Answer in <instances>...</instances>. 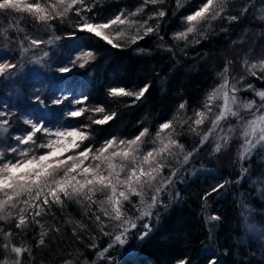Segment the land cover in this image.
I'll use <instances>...</instances> for the list:
<instances>
[{
    "label": "snow or ice",
    "instance_id": "obj_1",
    "mask_svg": "<svg viewBox=\"0 0 264 264\" xmlns=\"http://www.w3.org/2000/svg\"><path fill=\"white\" fill-rule=\"evenodd\" d=\"M259 2L257 9L251 0H239L238 4L235 0H199L195 4L192 0H175V7L171 9L173 17L186 7L190 10L180 16V29L173 32L171 38L184 41L185 48L180 51L187 55L186 48L199 45L202 40L215 35L216 22L233 26L251 16L252 20L261 22L259 26L262 30L256 34L258 43L264 40V0ZM103 3L104 0H0V17L6 19L10 14L14 17L6 27L0 26V36L6 40L0 48V81H12L23 70L25 61L43 67L45 58L49 57L45 47H56L64 38L88 36L113 49L129 48L137 55H147L150 50L137 45L146 37L156 36L162 42L159 47L176 55L173 47L163 43L164 36L160 34L168 19L170 6L167 0H141L133 10L119 7L110 16H101L95 11ZM149 6L152 7L151 12H147ZM254 10L259 14L252 15ZM70 13L76 17L73 30L65 32L64 37L53 34L55 22L63 23L70 18ZM145 14L146 18L141 19ZM24 19L35 26L32 32L20 27ZM153 21L154 25L151 23ZM41 29L47 34V39L38 38ZM220 31L227 32L228 28H221ZM248 31L245 29V32ZM13 32L15 36L11 35ZM232 46L240 44L234 40ZM16 50L19 56L12 58ZM73 52L74 55L63 60L61 66L55 69L57 73L64 74L66 81L64 87L59 89L60 94L41 96L34 92L31 97L37 108L47 110L51 105L64 109L65 123L50 127V121L25 115L0 102V236L3 239V243H0V264H25V259L32 257L33 249L13 243L11 237L14 232H26L38 225L40 231L34 242L35 247H44L50 233H59L61 229L55 224L50 228L45 227L42 220L53 214L54 206L63 210L70 202L83 208L84 216L94 223L100 234L111 237V242L95 253L96 257L110 261L111 256L106 254L114 244L124 245L133 230L138 231L139 239L150 235L151 224L144 222L143 231H139L137 221H146L154 215L159 219V212L154 213V210L168 207L164 197L171 200L180 196L179 192L173 196L169 191L180 169L188 165L213 138L212 153L220 154L236 147L238 177L249 174L246 164L250 158L264 153V87L257 88L245 82L246 77L264 81V51L253 58L254 48L250 47L243 53L226 58L221 71L217 73L220 80L205 95L202 107L194 110L193 117L178 121L188 132L199 137V142L191 151L186 150L180 142L181 133L177 131L175 119L158 124L150 146L146 140L150 135L149 128L141 127L131 139L110 135L99 147H95L91 143L95 135L93 125H108L119 117V113L109 112L103 105L88 107L90 97L84 93L72 95L67 77L76 67L85 68L96 59L95 50L88 45L77 46ZM202 55L198 54V57ZM236 61L243 69L238 77L232 75ZM241 82H245L243 88L238 86ZM150 87L149 83L135 90L110 86L106 94L114 100L132 98L126 106L133 107L146 97ZM242 94L252 98L242 99ZM186 107L187 102H181L178 111ZM85 116L89 122L80 123L79 118ZM209 120L211 127L201 132ZM231 182L227 177H219L218 182L201 195L200 199L204 202L202 207ZM258 182L262 187L257 191L264 195V173L253 180L254 184ZM97 196L103 198L97 199ZM133 197H138V202L133 203ZM126 204L135 208L139 215H129ZM243 206L248 207L246 204ZM221 219L215 212L204 216L209 237ZM244 219L247 222L248 217ZM66 222L72 223L71 220ZM75 223L84 228L79 221ZM113 225L118 229L114 235L107 231ZM247 228L258 231L251 224H247ZM72 235L77 241L82 239L75 229ZM260 235L264 237V231ZM96 238L92 236L93 243L88 245L89 248L97 247ZM200 254L204 256L206 264H222L211 245L202 247ZM31 264H35L34 258ZM63 264H73V261L65 259ZM176 264H192V261L185 256Z\"/></svg>",
    "mask_w": 264,
    "mask_h": 264
},
{
    "label": "trees",
    "instance_id": "obj_2",
    "mask_svg": "<svg viewBox=\"0 0 264 264\" xmlns=\"http://www.w3.org/2000/svg\"><path fill=\"white\" fill-rule=\"evenodd\" d=\"M141 0H104L95 11L101 16H110L125 7L133 10ZM199 0H192L198 3ZM238 4L239 0H235ZM260 7L259 0H251ZM169 7L168 19L162 28L163 43L176 50V55L166 52L159 47L162 43L158 37H146L138 43V47L150 50L147 55H137L133 49H113L99 40H92L88 36H80L79 39L64 38L56 47L44 50L49 51V57L45 58L43 67L24 62L23 70L12 81H0V102L18 109L20 113L31 115L35 118H43L50 121L49 126L55 127L67 121L63 116L64 109L58 106H49L47 110L37 108L32 100V94L38 92L41 96L59 95V89L65 85L64 74L55 71L61 66V62L74 55L73 49L77 46L88 45L96 52V59L89 62L85 68L76 67L71 76L67 77V83L72 88V95L84 93L90 98L88 107L103 105L107 111H117L119 117L108 125L96 126L95 135L91 143L99 147L110 135L118 138L131 139L138 134L141 127H148L150 135L146 138L148 146L155 137L158 124L167 119L177 121V131L181 133L180 142L186 150L191 149L199 142V137L187 131L178 121L194 116V110L201 108L205 95L219 82L217 73L221 71L225 59L231 58L236 53H243L250 47L254 48L255 57L264 51V40L257 42V33L260 28L259 21L245 19L243 23L228 26L227 23L216 22L215 35H210L207 40H202L199 45L186 48L187 55L180 49L185 48L184 41H174L171 34L180 29V16L190 10L182 9L173 17L171 9L175 7V0H167ZM149 6L147 12H151ZM146 12V14H147ZM145 16L141 19L146 18ZM253 11L252 15H258ZM13 15L6 19L0 17V26L6 27ZM17 19H19L17 17ZM74 13L63 23L56 21L53 34L64 37L65 32L72 31L75 23ZM154 25V21L151 22ZM20 27L32 32L34 25L30 20L24 19ZM221 28H228L227 32H221ZM248 29V32H245ZM15 36V33H11ZM38 38L47 39V34L41 29ZM23 34H21L22 38ZM240 46H232L233 41ZM6 40L0 36V48ZM231 46V47H230ZM198 54H203L198 57ZM19 56L18 50L12 58ZM243 71L240 62L236 61L232 67V75L238 77ZM115 82V83H113ZM247 83L255 87H264V81L252 77H246ZM245 82H241L239 87ZM144 83L151 85L146 97L133 107H127L132 98L123 97L110 99L106 90L110 86H125L135 90ZM242 99L252 98L243 95ZM187 102L184 110L178 111L181 102ZM80 123H88L87 116L79 118ZM141 121L142 123H137ZM211 126L210 120L201 132L207 131ZM215 140H211L202 151L180 169L175 178V183L169 189L173 193H180L178 198L169 200L164 197L167 208L159 207L154 210L159 212V219L151 218L152 232L145 239H139L138 231L133 230L124 245L114 244L106 256L111 260H102L95 253L103 246L111 242V237H105L99 233L94 223L84 216L83 208L75 202H70L65 209L54 206L52 215L45 217L42 223L45 227L53 224L60 227L59 233H50L46 238L44 247H35V239L40 231L39 226H33L26 232H14L11 241L18 246H27L33 249L32 257L25 259V264H63L65 259H71L73 264H176V261L187 256L192 264H206L201 249L205 245H211L215 254L220 257L222 264H264V237L260 235L264 231V195L258 188L260 182L254 184L258 176L264 173V153L250 158L246 164L250 172L245 177H238L239 166L235 164L236 147L224 153H212L211 148ZM88 142H86L87 144ZM147 150V146L145 147ZM175 165V161H173ZM179 167V165H176ZM198 169L211 170L199 171ZM167 174V172H166ZM227 177L232 181L221 193L214 194L207 201L206 206L200 197L203 192L218 182L219 177ZM239 179L237 183L236 180ZM150 196V193H149ZM97 196V199H102ZM138 197H133V203L138 202ZM248 207L245 208L243 205ZM129 215L138 216L139 213L131 205L126 204ZM215 212L221 216L217 222L213 235L209 237L207 227L204 224V216ZM245 216L248 217L245 222ZM71 220L72 223L66 221ZM79 221L84 225L81 229L75 223ZM144 221H137L138 230L143 231ZM247 224H251L258 231H250ZM82 237L76 240L72 235L73 230ZM107 231L113 235L118 231L110 226ZM97 238L95 249L88 245L93 243L92 236ZM0 243H3L0 236ZM27 257V253L25 254Z\"/></svg>",
    "mask_w": 264,
    "mask_h": 264
},
{
    "label": "rangeland",
    "instance_id": "obj_3",
    "mask_svg": "<svg viewBox=\"0 0 264 264\" xmlns=\"http://www.w3.org/2000/svg\"><path fill=\"white\" fill-rule=\"evenodd\" d=\"M242 87H243V85H242ZM251 99V98H250ZM258 99V98H257ZM211 127V126H210ZM213 140H215V138H213ZM146 220H148V219H146ZM144 222H146V221H144ZM150 222H151V219H150Z\"/></svg>",
    "mask_w": 264,
    "mask_h": 264
},
{
    "label": "water",
    "instance_id": "obj_4",
    "mask_svg": "<svg viewBox=\"0 0 264 264\" xmlns=\"http://www.w3.org/2000/svg\"><path fill=\"white\" fill-rule=\"evenodd\" d=\"M146 222L150 223V219L146 220ZM151 224V223H150Z\"/></svg>",
    "mask_w": 264,
    "mask_h": 264
}]
</instances>
